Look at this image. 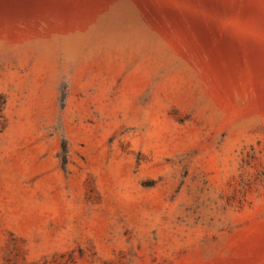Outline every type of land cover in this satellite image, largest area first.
Segmentation results:
<instances>
[{
    "label": "rangeland",
    "instance_id": "obj_1",
    "mask_svg": "<svg viewBox=\"0 0 264 264\" xmlns=\"http://www.w3.org/2000/svg\"><path fill=\"white\" fill-rule=\"evenodd\" d=\"M0 264H264V0H0Z\"/></svg>",
    "mask_w": 264,
    "mask_h": 264
}]
</instances>
